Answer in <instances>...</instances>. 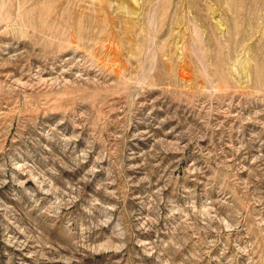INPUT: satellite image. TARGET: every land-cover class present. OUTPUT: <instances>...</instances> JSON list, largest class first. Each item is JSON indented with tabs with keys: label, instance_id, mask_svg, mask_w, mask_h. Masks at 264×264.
<instances>
[{
	"label": "rangeland",
	"instance_id": "obj_1",
	"mask_svg": "<svg viewBox=\"0 0 264 264\" xmlns=\"http://www.w3.org/2000/svg\"><path fill=\"white\" fill-rule=\"evenodd\" d=\"M0 264H264V0H0Z\"/></svg>",
	"mask_w": 264,
	"mask_h": 264
}]
</instances>
